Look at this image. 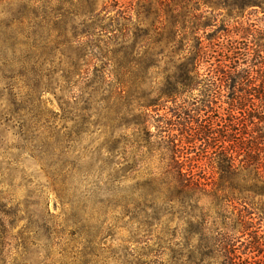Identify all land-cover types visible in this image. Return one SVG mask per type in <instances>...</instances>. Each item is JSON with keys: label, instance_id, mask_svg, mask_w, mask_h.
<instances>
[{"label": "rangeland", "instance_id": "rangeland-1", "mask_svg": "<svg viewBox=\"0 0 264 264\" xmlns=\"http://www.w3.org/2000/svg\"><path fill=\"white\" fill-rule=\"evenodd\" d=\"M227 37L251 49L236 112L264 158V0H0V264H189L197 229L151 221L167 161L132 139L130 111L198 43L203 74ZM213 156L189 155L212 183Z\"/></svg>", "mask_w": 264, "mask_h": 264}, {"label": "trees", "instance_id": "trees-1", "mask_svg": "<svg viewBox=\"0 0 264 264\" xmlns=\"http://www.w3.org/2000/svg\"><path fill=\"white\" fill-rule=\"evenodd\" d=\"M238 46L231 37L218 41L214 62L200 74L202 64L209 61H202L206 50L198 43L196 52L181 57L176 74L165 77L164 88L147 103L138 101L130 111L132 139L142 150L167 161L161 174L163 186L156 192L163 193H159L163 203L156 207L165 211L150 209L151 221L163 223L166 216L180 213L186 218L184 224L197 229L198 245L189 251V264H264L260 216L264 209L257 210L260 215L255 217L251 203L253 197L264 198V158L255 155L262 154L257 144L242 147L244 118L236 112L245 106L246 95L255 90V65L249 59L250 46ZM136 80L130 84L134 88H138ZM222 104L227 105L224 113H220ZM160 108L166 111L159 117L156 112ZM259 123L264 125V114ZM196 150L203 157L212 150L217 182L196 173L189 158ZM245 236V241H239Z\"/></svg>", "mask_w": 264, "mask_h": 264}]
</instances>
